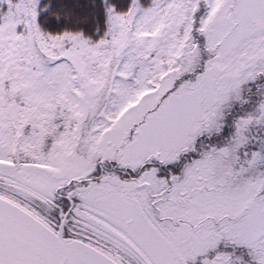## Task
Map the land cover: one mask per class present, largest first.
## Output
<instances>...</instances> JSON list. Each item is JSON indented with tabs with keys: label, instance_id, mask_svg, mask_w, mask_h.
<instances>
[{
	"label": "snow or ice",
	"instance_id": "snow-or-ice-1",
	"mask_svg": "<svg viewBox=\"0 0 264 264\" xmlns=\"http://www.w3.org/2000/svg\"><path fill=\"white\" fill-rule=\"evenodd\" d=\"M0 264H264V0H0Z\"/></svg>",
	"mask_w": 264,
	"mask_h": 264
}]
</instances>
